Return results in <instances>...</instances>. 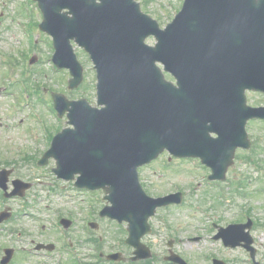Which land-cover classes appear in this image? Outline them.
Segmentation results:
<instances>
[{"label": "water", "instance_id": "1", "mask_svg": "<svg viewBox=\"0 0 264 264\" xmlns=\"http://www.w3.org/2000/svg\"><path fill=\"white\" fill-rule=\"evenodd\" d=\"M38 1L40 27L54 37V62L70 68V88L77 87L83 66L72 40L83 46L97 69L102 106L54 93L60 115L69 111L75 128L55 137L41 163L53 156L59 177L79 174L76 186L103 188L112 205L102 215L129 221L128 242L145 257L148 248L140 240L150 231L149 217L157 206L181 198L147 196L138 167L168 149L176 156H201L214 169L213 178H224L236 149L251 145L247 121L264 119V106L247 105L245 93L264 92V0H185L166 29L135 0ZM150 35L157 37L156 46L145 43ZM158 62L177 85L165 79ZM210 131L219 138L210 139ZM10 173L1 172L4 188ZM18 185L14 193L23 195L29 185ZM3 217L0 222L9 215ZM235 228L236 236L246 238L244 227ZM12 254L8 250L6 261Z\"/></svg>", "mask_w": 264, "mask_h": 264}, {"label": "rangeland", "instance_id": "2", "mask_svg": "<svg viewBox=\"0 0 264 264\" xmlns=\"http://www.w3.org/2000/svg\"><path fill=\"white\" fill-rule=\"evenodd\" d=\"M138 1L162 27L173 20L183 3V0ZM23 2L0 0V169L14 168L11 179L20 178L31 182L33 187L24 199H3L0 189V213L9 207L13 214L0 227V258L5 247H13L16 253L10 264H40L42 260L46 264H66L70 254L62 246L71 242L81 256L87 257V262L111 264L99 263L96 257H91L99 251L88 243L87 236L99 239L102 252L123 250L129 255L133 249L125 244L127 224L99 216L98 210L105 204L103 192L77 191L72 182L58 180L52 173L54 159L45 166L37 163L49 147V134H56L67 126V117L59 118L52 109V92L63 93L69 99L86 98L91 104H97L93 62L75 44L85 77L77 88L69 89V71L54 66L52 38L39 29L42 16L37 3L28 0L23 6ZM22 7L27 10L23 11ZM154 42V38L149 39V43ZM12 76L16 83L11 81ZM37 88L42 96L36 95ZM248 101L253 105L263 104L264 95L249 91ZM251 123L248 130L259 147L250 156L259 162L255 165L244 162V158L236 160L228 172V178L234 181L246 176L241 195L238 190L235 192L238 187L230 182L209 184L206 179L209 169L198 163L194 165V160L189 158L172 159L169 154H162L140 170L142 184L149 194L161 196L177 190L185 193L186 201L181 206L158 209L151 220L155 234L143 238L161 260L172 243V249L190 264H211L210 256L214 254L228 264H248L244 261L243 248H226L221 240L214 239L218 232L214 224L225 227L244 221L248 215L264 225V122ZM220 191L226 197H220ZM61 217L73 221L67 230L69 237L60 232L57 222ZM88 221H97L98 230H91ZM262 223L252 234L264 258ZM40 242L55 244L51 251L53 258H41L34 253ZM148 262L142 261V264Z\"/></svg>", "mask_w": 264, "mask_h": 264}, {"label": "flooded vegetation", "instance_id": "3", "mask_svg": "<svg viewBox=\"0 0 264 264\" xmlns=\"http://www.w3.org/2000/svg\"><path fill=\"white\" fill-rule=\"evenodd\" d=\"M90 241H91V239H90ZM158 258H160V257H157L155 253H152V258L151 259H153V262L156 261V259H158Z\"/></svg>", "mask_w": 264, "mask_h": 264}]
</instances>
